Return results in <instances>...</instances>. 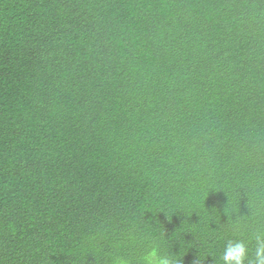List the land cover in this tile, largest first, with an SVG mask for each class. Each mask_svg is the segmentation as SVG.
<instances>
[{
    "label": "trees",
    "instance_id": "1",
    "mask_svg": "<svg viewBox=\"0 0 264 264\" xmlns=\"http://www.w3.org/2000/svg\"><path fill=\"white\" fill-rule=\"evenodd\" d=\"M257 229L264 0H0V264H221Z\"/></svg>",
    "mask_w": 264,
    "mask_h": 264
},
{
    "label": "clouds",
    "instance_id": "2",
    "mask_svg": "<svg viewBox=\"0 0 264 264\" xmlns=\"http://www.w3.org/2000/svg\"><path fill=\"white\" fill-rule=\"evenodd\" d=\"M254 245V247H250ZM221 264H264V229L252 232L251 238L230 239L220 257ZM178 257L161 253L158 246H151L141 258V264H179ZM117 264H126L118 259Z\"/></svg>",
    "mask_w": 264,
    "mask_h": 264
}]
</instances>
